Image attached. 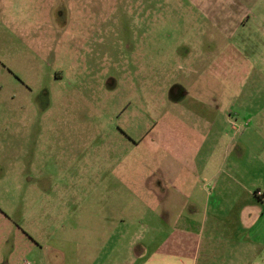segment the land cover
<instances>
[{"label": "rangeland", "instance_id": "rangeland-1", "mask_svg": "<svg viewBox=\"0 0 264 264\" xmlns=\"http://www.w3.org/2000/svg\"><path fill=\"white\" fill-rule=\"evenodd\" d=\"M240 98L264 106V0H0V264L127 255L176 216L136 199L197 176Z\"/></svg>", "mask_w": 264, "mask_h": 264}, {"label": "crops", "instance_id": "crops-1", "mask_svg": "<svg viewBox=\"0 0 264 264\" xmlns=\"http://www.w3.org/2000/svg\"><path fill=\"white\" fill-rule=\"evenodd\" d=\"M240 99L225 113L208 112L210 131L220 117L228 130L202 165L189 164L197 176L180 175L169 181L171 190L149 187L136 199L155 214L176 216L164 215L160 226L158 216L150 220L127 255L99 264H264V106L245 113ZM68 264H77L75 257Z\"/></svg>", "mask_w": 264, "mask_h": 264}, {"label": "built area", "instance_id": "built-area-1", "mask_svg": "<svg viewBox=\"0 0 264 264\" xmlns=\"http://www.w3.org/2000/svg\"><path fill=\"white\" fill-rule=\"evenodd\" d=\"M259 194L261 195V194H262V192H261V191H258V195H259ZM26 263H27V261L25 262V264H26Z\"/></svg>", "mask_w": 264, "mask_h": 264}]
</instances>
